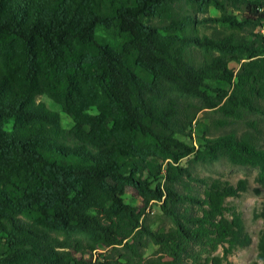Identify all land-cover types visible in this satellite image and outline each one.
Returning a JSON list of instances; mask_svg holds the SVG:
<instances>
[{"label":"trees","instance_id":"16d2710c","mask_svg":"<svg viewBox=\"0 0 264 264\" xmlns=\"http://www.w3.org/2000/svg\"><path fill=\"white\" fill-rule=\"evenodd\" d=\"M258 27L264 0H0V264H163L150 246L168 264H224L249 246L226 206L246 181L180 163L256 168L264 188L261 131L180 138L190 110L264 118ZM151 203L168 229L144 221ZM257 250L264 264V229Z\"/></svg>","mask_w":264,"mask_h":264},{"label":"rangeland","instance_id":"374dc122","mask_svg":"<svg viewBox=\"0 0 264 264\" xmlns=\"http://www.w3.org/2000/svg\"><path fill=\"white\" fill-rule=\"evenodd\" d=\"M208 15L210 17H218L219 13L214 9H210ZM259 46H264V31L261 32L260 27L256 29ZM98 36L103 37V34L98 31ZM240 62H231L229 67L233 70L239 68ZM224 87L225 85H219ZM228 87V86H226ZM39 101L46 104V106L53 111L60 114L61 122L64 128L68 129L71 127L70 119L61 111L59 105L54 103L46 96L39 97ZM189 116L192 118V128L190 130L191 136L189 138H180L181 141L185 142L190 146H198L199 140L202 137H217L222 134L233 131L240 136L253 131L249 125L251 123L256 124L257 129L262 133L264 140V118L255 115H247L243 120L239 122H231L225 126L218 125V121H221L218 114L209 111H197L190 110ZM183 167L188 168L191 174L198 178H211L226 181L231 185H236L239 180H245L247 183L246 192L242 193L236 198H229L226 200V206L235 209L243 220L244 228L251 239L249 246L245 248H238L233 251L231 255L227 257L224 264H262L258 259L257 243L261 231L264 229V188L259 186L255 182V178L258 169L252 167H243L232 165L224 159L217 161H210L200 164L192 163L191 158H186L180 163ZM146 177V174L143 178ZM126 203L141 207V201L137 197L135 191L128 187L125 193ZM144 221L154 230L156 229H168L171 224L165 219L160 212L159 204L151 203L145 211ZM155 248L152 246L144 252V258L154 257L157 258L161 263L168 264L170 259L155 255ZM220 250L217 251L216 255H220ZM125 260L122 262L124 263Z\"/></svg>","mask_w":264,"mask_h":264},{"label":"built area","instance_id":"2783aa9c","mask_svg":"<svg viewBox=\"0 0 264 264\" xmlns=\"http://www.w3.org/2000/svg\"><path fill=\"white\" fill-rule=\"evenodd\" d=\"M260 29H261V32H263V31H264V27H260Z\"/></svg>","mask_w":264,"mask_h":264}]
</instances>
